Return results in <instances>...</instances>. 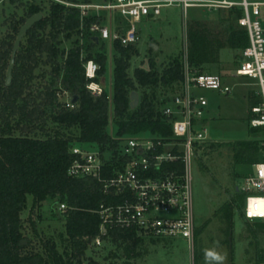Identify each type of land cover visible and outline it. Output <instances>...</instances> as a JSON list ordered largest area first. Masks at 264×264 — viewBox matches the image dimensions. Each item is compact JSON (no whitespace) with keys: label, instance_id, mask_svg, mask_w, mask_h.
I'll list each match as a JSON object with an SVG mask.
<instances>
[{"label":"trees","instance_id":"trees-1","mask_svg":"<svg viewBox=\"0 0 264 264\" xmlns=\"http://www.w3.org/2000/svg\"><path fill=\"white\" fill-rule=\"evenodd\" d=\"M219 11L227 12L222 19L230 25L231 30L227 39L217 47L212 48L205 24L192 21L188 26L189 64L200 71H204L206 63L217 60L219 48L242 50L249 45L247 29L237 22L242 11ZM38 12H42L40 6L30 4L27 15L12 22L13 33L0 41V264H84L87 250L99 236L124 245L126 258L129 259L138 255L136 249L143 238L134 230L119 227L108 228L106 234H101V218L97 210L110 197L98 180L68 174L74 159L70 149L74 145L72 142L77 141L98 144L103 151L114 148V152H117L120 139L108 132L111 105L114 107V122L118 126L117 136L143 131L170 135L171 126L162 115L165 102L158 100L155 90L160 85L180 86L184 79L183 62L174 59L162 73L152 62L149 68H136L134 77H131L128 73L131 58L138 50L134 45L123 46L115 41L118 56L115 59L113 98L106 90L96 96L87 85L99 81L105 74L107 55L103 50L96 54L90 52L95 41L86 48L88 54L84 57L83 45L80 44L79 11L54 2L49 14L37 22L22 40L16 54L13 79L7 85L6 73L19 29L29 16ZM94 19L89 18L87 24ZM74 35L78 36L74 45L69 50L62 49L64 39L69 40ZM89 60L100 65L96 78L86 76L85 64ZM41 64L52 67V81L34 94L31 85L37 77L35 70ZM139 88L143 89L141 101L132 108L131 93L138 92ZM61 91H68L71 97L78 95V105L71 108L59 101L58 93ZM50 106L53 110L48 112ZM49 119L68 129L78 128L80 134L74 136L58 130L51 135L46 130ZM38 129L44 131L46 137L34 135ZM251 129L255 132L261 130ZM234 158L239 163L252 166L264 162V146L255 140L237 141ZM30 195L33 197V209L41 206L49 197H58L60 203L66 204L67 209L63 212L66 236L62 250L54 239L44 242L42 252L30 249L25 242L22 213L27 208ZM246 196L245 192H238L223 207L222 217L231 233L234 210L237 208L253 235L259 238V233L253 227L259 225L263 229L264 222H250L245 218L243 205ZM263 261L260 260L259 264ZM88 264L99 262L91 259Z\"/></svg>","mask_w":264,"mask_h":264},{"label":"rangeland","instance_id":"rangeland-1","mask_svg":"<svg viewBox=\"0 0 264 264\" xmlns=\"http://www.w3.org/2000/svg\"><path fill=\"white\" fill-rule=\"evenodd\" d=\"M89 1L103 3L105 0ZM54 2L60 3L57 0H0V41L13 33L12 22L26 16L30 4H38L44 17L49 14ZM226 13V11H209L192 7L184 15L182 8L171 6L164 8L162 15L157 19L144 18L138 24L139 40L134 45L138 52L131 58L129 75L134 77L136 68H149L152 62L162 73L176 58L183 63L188 61V26L192 21L205 24V32L211 40L212 48L217 47L219 43L227 39L231 30L230 25L222 19L227 15ZM100 14L99 18L113 30L118 28L122 32L127 26L126 17L120 11H102ZM77 38L78 36L74 35L69 40L64 39L61 48L69 50ZM93 42L95 41H92L87 33L81 35L80 44L83 45L84 57L88 54L86 48ZM152 44H157L158 47L154 48ZM100 50L106 53L107 63L106 72L100 77L99 82L103 84L112 99L115 59L118 52L114 42L110 40L96 42L90 52L96 54ZM217 51V60L206 63L204 71L222 76L224 83L233 86V91L230 94H224L212 89L198 90L199 94L207 98L210 114L203 121L208 129L209 140L200 142L197 154L192 157L194 210L197 225L194 251L190 250L189 243L182 238L152 240L141 237L143 242L136 249L138 255L128 259L124 245L120 246L104 240L99 246L94 243L90 245L84 264H88L91 259L99 264H259L260 260H264V227L263 229L259 225L253 227V230L259 233V238H256L236 208L233 217L234 226L230 233L222 217L223 207L229 204L238 192L241 193L238 185H242L247 173L254 172L252 165L235 160V143L242 140H255L262 145L264 142L263 130L255 132L249 124L251 107L260 105L263 101L261 88L254 79L231 76L232 72L240 66L241 49L222 47ZM35 74L37 77L31 85L34 94L50 84L53 76L52 67L41 64L35 70ZM178 89L177 84L160 85L155 92L158 100L166 104ZM150 91L151 89L148 88V92ZM142 92L143 89L139 88V103ZM58 98L71 108L78 105L71 103V94L68 91L59 92ZM113 108L111 105L108 132L114 138L128 137V135L117 136L118 126L114 122ZM52 110L51 106L48 107V112ZM197 128L202 127L199 125ZM46 130L51 135L58 130L74 136L80 134L78 128L68 129L53 123L50 119L47 121ZM34 135L46 137L41 129H38ZM72 143L82 144L77 141ZM83 145L92 150L101 149V146L95 143ZM113 149L106 151V154L112 156ZM60 205L58 197H49L41 206L33 209V197L29 196L27 208L23 211L22 217L25 242L30 249L42 252L44 242L48 239H54L59 248L63 249L66 228Z\"/></svg>","mask_w":264,"mask_h":264},{"label":"built area","instance_id":"built-area-1","mask_svg":"<svg viewBox=\"0 0 264 264\" xmlns=\"http://www.w3.org/2000/svg\"><path fill=\"white\" fill-rule=\"evenodd\" d=\"M57 1L79 11L81 35L87 33L96 42L119 41L123 46L135 45L139 40L138 24L144 18H159L166 7L178 6L184 15L192 7L209 11L240 9L242 15L237 22L247 29L249 45L242 49L240 66L231 76L254 79L260 86L263 101L251 107L249 124L264 133V0ZM102 11L122 12L127 26L122 32L118 28L113 30L99 18ZM91 17L95 19L87 24ZM85 69L88 78H96L100 65L89 60ZM183 70L184 79L178 91L162 107L163 119L172 129L170 135L150 131L128 135L120 139L117 152H112V156L106 154L109 150H92L83 144L70 149L74 159L68 174L98 180L110 197L97 210L102 235L108 228L131 229L138 236L152 240L185 239L194 251L197 225L192 157L197 154L198 144L209 140L208 129L203 124L208 100L198 90L212 89L230 94L233 86L224 83L218 74L192 67L189 60L183 63ZM87 88L96 96L105 90L99 81H92ZM199 125L202 128L198 129ZM253 168L254 172L243 179L238 189L247 194L243 209L245 218L250 222H264V162L254 164ZM66 209V204L61 203L60 210ZM103 242L99 236L93 243L99 246Z\"/></svg>","mask_w":264,"mask_h":264},{"label":"water","instance_id":"water-1","mask_svg":"<svg viewBox=\"0 0 264 264\" xmlns=\"http://www.w3.org/2000/svg\"><path fill=\"white\" fill-rule=\"evenodd\" d=\"M43 18V13L42 12H38L32 16H29L26 21L21 25L19 32L17 34L16 40L14 42V46H13V51H12V56L10 59V63L7 69V73H6V84L10 85L13 79V69H14V65H15V59H16V54L19 50V47L21 45V42L23 40V38L25 37V35L27 34V32L37 23L39 22L41 19ZM154 46V48H157L158 45L157 44H152ZM131 107L135 108L137 106V104L139 103V95L137 91H133L131 93ZM79 100L78 95H73L71 97V103L72 104H76Z\"/></svg>","mask_w":264,"mask_h":264},{"label":"crops","instance_id":"crops-1","mask_svg":"<svg viewBox=\"0 0 264 264\" xmlns=\"http://www.w3.org/2000/svg\"><path fill=\"white\" fill-rule=\"evenodd\" d=\"M150 19H151V18H150ZM208 114H210L209 103H208L207 112H206V119H207V117H208Z\"/></svg>","mask_w":264,"mask_h":264}]
</instances>
